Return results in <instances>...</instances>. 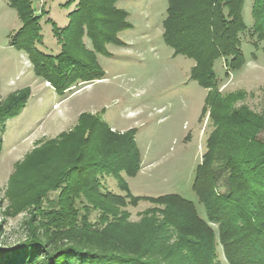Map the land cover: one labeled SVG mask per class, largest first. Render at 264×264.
Listing matches in <instances>:
<instances>
[{"label":"trees","instance_id":"trees-1","mask_svg":"<svg viewBox=\"0 0 264 264\" xmlns=\"http://www.w3.org/2000/svg\"><path fill=\"white\" fill-rule=\"evenodd\" d=\"M119 1L78 0L66 26L52 23L61 49L50 54L39 47L45 10L37 14L33 0H9L22 22L11 45L58 94L80 90L105 78L98 56L111 55L108 45H126L120 33L132 24ZM245 1L169 0L163 21L165 43L195 61L192 78L210 90L203 114L210 107L215 128L193 183L206 217L178 193L133 195L123 173L135 177L141 169L136 129L118 132L86 112L73 129L29 155L37 170L53 172L41 190L42 196L60 191L58 208L39 214L24 242L0 245V264H221L218 246L229 264H264V114L235 107L242 92L223 96L214 68L221 58L230 71L246 63L240 37L247 30ZM252 17L264 43V0L253 1ZM31 94L28 86L2 98L0 78V126L21 113ZM107 175L126 194L104 189ZM143 200L155 206L131 221L122 208ZM93 210L99 211L95 222Z\"/></svg>","mask_w":264,"mask_h":264},{"label":"rangeland","instance_id":"rangeland-1","mask_svg":"<svg viewBox=\"0 0 264 264\" xmlns=\"http://www.w3.org/2000/svg\"><path fill=\"white\" fill-rule=\"evenodd\" d=\"M42 19L43 43L40 49L58 54L61 45L53 33L52 23L64 27L69 23V0H33ZM246 0L244 20L247 30L241 34L246 63L230 71L225 59L215 62L217 86L223 96L242 92L235 107L247 106L264 114V43L253 29L252 6ZM118 7L129 13L132 27L120 33L125 46L110 44V56L99 55L105 78L77 91L58 94L52 83L39 77L28 55L11 45L15 32L22 26L9 0H0V78L1 95L30 87L31 97L18 116L0 126V245L13 247L27 240L31 226L37 225L42 212L58 208L59 190L42 187L53 173L35 168L28 159L46 141L73 129L83 113L98 114L113 130L136 129L142 163L135 177H126L133 195L158 196L178 193L193 201L202 217L206 211L193 190L195 173L207 150V140L215 125L211 110L203 114L210 91L192 78L195 61L181 54L163 39V21L169 0H120ZM50 19L49 22L47 20ZM263 136V135H260ZM28 161V162H27ZM28 164H27V163ZM104 189L126 194L113 175L103 179ZM223 188V187H222ZM155 205L140 201L128 203L131 221L141 218ZM99 211L93 210L92 222ZM216 232L217 226L213 225ZM221 264H229L218 246Z\"/></svg>","mask_w":264,"mask_h":264}]
</instances>
